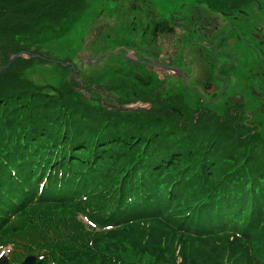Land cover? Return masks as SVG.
I'll use <instances>...</instances> for the list:
<instances>
[{
    "label": "trees",
    "instance_id": "obj_1",
    "mask_svg": "<svg viewBox=\"0 0 264 264\" xmlns=\"http://www.w3.org/2000/svg\"><path fill=\"white\" fill-rule=\"evenodd\" d=\"M86 6L0 0V67L23 51L49 59L43 46ZM49 60L20 57L0 72V252L13 247L9 264H264L263 132L194 122L179 106L121 110L138 101L116 95L121 82L88 84L60 63L59 86L27 76Z\"/></svg>",
    "mask_w": 264,
    "mask_h": 264
},
{
    "label": "flooded vegetation",
    "instance_id": "obj_2",
    "mask_svg": "<svg viewBox=\"0 0 264 264\" xmlns=\"http://www.w3.org/2000/svg\"><path fill=\"white\" fill-rule=\"evenodd\" d=\"M121 3L124 31L116 53L124 65L122 98L138 99L122 107L176 111L179 106L194 112V122L216 119L262 132L264 0Z\"/></svg>",
    "mask_w": 264,
    "mask_h": 264
},
{
    "label": "rangeland",
    "instance_id": "obj_3",
    "mask_svg": "<svg viewBox=\"0 0 264 264\" xmlns=\"http://www.w3.org/2000/svg\"><path fill=\"white\" fill-rule=\"evenodd\" d=\"M86 1L85 11L70 32L43 46L42 51L49 55L48 60L53 63L36 64L27 71V76L35 82L59 86L64 75L56 63L73 64L81 71L78 77L84 78L88 84L94 79H103L106 87L122 82L124 65L119 53H116L121 44L120 35L124 31L121 0ZM87 54L88 59L81 60ZM98 58V61L92 62ZM71 76L76 77L73 73ZM124 90L122 87L121 92ZM121 92H116V95L125 94ZM184 95L187 101L191 99L190 95ZM245 131L250 132L249 128ZM261 131L264 136V128Z\"/></svg>",
    "mask_w": 264,
    "mask_h": 264
},
{
    "label": "water",
    "instance_id": "obj_4",
    "mask_svg": "<svg viewBox=\"0 0 264 264\" xmlns=\"http://www.w3.org/2000/svg\"><path fill=\"white\" fill-rule=\"evenodd\" d=\"M26 58V59H34V58H38V59H45V60H48L46 57H43L42 55L40 54H36V53H31V52H26V51H23V52H18V53H14L12 54L10 57H9V61L6 63V65L0 67V72L1 71H4V70H7L10 66H12V64L14 63V61L18 58ZM99 59H96L92 62H95V61H98ZM65 67H72L73 69V75H76L77 74V69L76 67L71 64V63H65L63 64ZM85 92L87 93V91L85 90ZM140 106H138V104H131L129 106H124V107H119V109L121 110H127V111H134L136 109H139ZM147 108H143V110H146ZM36 262V258L34 256H30L28 257L25 262L23 264H35ZM0 264H8V259L7 257H1L0 258Z\"/></svg>",
    "mask_w": 264,
    "mask_h": 264
},
{
    "label": "snow or ice",
    "instance_id": "obj_5",
    "mask_svg": "<svg viewBox=\"0 0 264 264\" xmlns=\"http://www.w3.org/2000/svg\"><path fill=\"white\" fill-rule=\"evenodd\" d=\"M0 255H4V253L3 252H0Z\"/></svg>",
    "mask_w": 264,
    "mask_h": 264
}]
</instances>
